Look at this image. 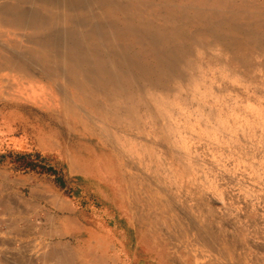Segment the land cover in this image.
<instances>
[{"label": "rangeland", "instance_id": "obj_1", "mask_svg": "<svg viewBox=\"0 0 264 264\" xmlns=\"http://www.w3.org/2000/svg\"><path fill=\"white\" fill-rule=\"evenodd\" d=\"M1 65L66 188L0 171V264H264V0H0Z\"/></svg>", "mask_w": 264, "mask_h": 264}, {"label": "trees", "instance_id": "obj_2", "mask_svg": "<svg viewBox=\"0 0 264 264\" xmlns=\"http://www.w3.org/2000/svg\"><path fill=\"white\" fill-rule=\"evenodd\" d=\"M5 153L0 158L2 162L7 163L12 172L45 175L52 178L58 188H66L62 170L50 163L40 152H23L17 148H9Z\"/></svg>", "mask_w": 264, "mask_h": 264}, {"label": "crops", "instance_id": "obj_3", "mask_svg": "<svg viewBox=\"0 0 264 264\" xmlns=\"http://www.w3.org/2000/svg\"><path fill=\"white\" fill-rule=\"evenodd\" d=\"M0 71L4 72L5 71V68L4 66H0ZM0 98H1V91H0ZM3 125L0 121V157L5 155L7 149L9 148H17V144L13 138L11 139H6L3 137V129H2ZM2 158H0V171H7L8 170V165L7 163H4L2 162L3 160H1ZM107 233V234H105ZM101 235V238L103 239H106L107 241L110 240V238H112L113 240L112 241H109L110 243L113 244V246H98L97 251H94V246L92 247L93 249V252H97L98 254L101 253L102 256H100V261L101 262H104V261H109L110 258H109V254H118V256L120 255H124L126 256V259L129 261L130 260V257H129V254L131 253L130 251V248H129V243L131 242V238H133L131 236V231L130 230H126V229H121V230H117V231H101L100 233ZM110 234V235H109ZM110 237V238H109ZM134 237H137V236H134ZM105 240V241H106ZM134 251L132 252L133 253V257H132V260L135 264H141L140 261H138L139 257H138V247L136 245V247L133 249ZM92 252V253H93ZM106 255V256H104ZM145 264H148V263H145ZM166 264V263H165Z\"/></svg>", "mask_w": 264, "mask_h": 264}]
</instances>
